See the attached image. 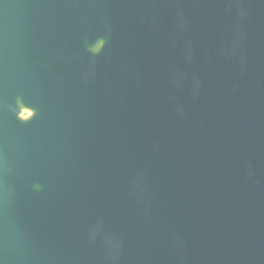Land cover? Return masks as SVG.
<instances>
[{
  "label": "water",
  "instance_id": "obj_1",
  "mask_svg": "<svg viewBox=\"0 0 264 264\" xmlns=\"http://www.w3.org/2000/svg\"><path fill=\"white\" fill-rule=\"evenodd\" d=\"M0 264H264V0H0Z\"/></svg>",
  "mask_w": 264,
  "mask_h": 264
},
{
  "label": "rangeland",
  "instance_id": "obj_2",
  "mask_svg": "<svg viewBox=\"0 0 264 264\" xmlns=\"http://www.w3.org/2000/svg\"><path fill=\"white\" fill-rule=\"evenodd\" d=\"M31 115H32L31 111H29V110H24V111H23V114H22V117H24V118H28V117H30Z\"/></svg>",
  "mask_w": 264,
  "mask_h": 264
}]
</instances>
